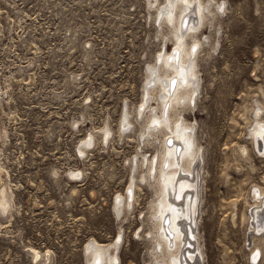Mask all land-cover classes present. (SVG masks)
I'll return each mask as SVG.
<instances>
[{"label": "rangeland", "instance_id": "374dc122", "mask_svg": "<svg viewBox=\"0 0 264 264\" xmlns=\"http://www.w3.org/2000/svg\"><path fill=\"white\" fill-rule=\"evenodd\" d=\"M157 1L0 0V194L10 200L0 264H89L88 244L114 240L118 264L156 262L157 187L141 180V162L160 137L145 139L136 110L159 53L174 51ZM204 1L197 92L180 111L199 147V264H264L249 217L259 189L264 198V140L250 135L255 116L264 126V0ZM132 176L135 198L119 213Z\"/></svg>", "mask_w": 264, "mask_h": 264}, {"label": "bare ground", "instance_id": "6f19581e", "mask_svg": "<svg viewBox=\"0 0 264 264\" xmlns=\"http://www.w3.org/2000/svg\"><path fill=\"white\" fill-rule=\"evenodd\" d=\"M156 2L160 4L157 0H149V4L152 5ZM162 8L159 14L160 23L169 25L174 51L171 54L165 51L159 53L160 75L158 73L157 78L154 76L155 83L146 89L145 97L142 98L136 110L137 114H145V126L141 131L145 139L163 138V141L159 139L161 145L159 154L150 158L142 154L141 165H145L146 171L141 175V180L155 184L157 187L155 201L158 202L150 205L153 229L149 236L153 242L154 252L152 253L156 264H199V249L195 246L197 242L193 227L195 199L191 204L194 191H183L184 187H192L188 181L197 176L199 147L193 140L191 124L180 116V111L185 105L194 102V95L197 92L194 80L197 76L195 59L202 45L201 39L196 38L194 34L204 26L208 18L207 13L210 14V11L203 0H165ZM157 93H160L159 99L155 97ZM152 99L158 100L159 108L149 104ZM126 114L121 123L122 130H126L131 123ZM103 134L107 139L110 130H105ZM250 135L253 142H257L259 135L264 140V126L259 125L257 116H255ZM84 147H87L86 142L82 144L81 152ZM243 150L245 148H242ZM73 174L75 175V172ZM134 181V176H132L128 193L125 196H117L118 201L115 207L117 212L121 213L123 210L131 209ZM0 195V211L5 212L10 206V200L5 192ZM254 198L257 204L252 208L258 207L259 209L252 211L251 208L249 214L252 236L250 249L263 253L264 198L261 189L255 193ZM117 248L116 240L107 245L91 242L87 247L89 264H118ZM38 256L39 254L35 252V257ZM256 259L254 256L252 264L256 263Z\"/></svg>", "mask_w": 264, "mask_h": 264}, {"label": "water", "instance_id": "95a60500", "mask_svg": "<svg viewBox=\"0 0 264 264\" xmlns=\"http://www.w3.org/2000/svg\"><path fill=\"white\" fill-rule=\"evenodd\" d=\"M188 182H190L189 184H191L190 186H192V187H184L183 191H187V190L194 191L193 194H192V197H191L192 198L191 199V204H192L193 199H196V200H194V202L197 201V193H196V191H197V186H196V184H197V176H196V178L192 179V182L190 180ZM191 204H190V207H191ZM195 204H196V202H195Z\"/></svg>", "mask_w": 264, "mask_h": 264}]
</instances>
